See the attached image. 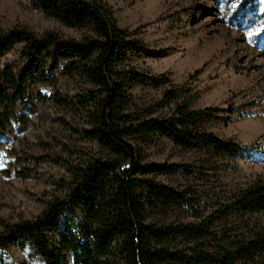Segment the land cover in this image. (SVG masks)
Instances as JSON below:
<instances>
[{
    "label": "trees",
    "instance_id": "1",
    "mask_svg": "<svg viewBox=\"0 0 264 264\" xmlns=\"http://www.w3.org/2000/svg\"><path fill=\"white\" fill-rule=\"evenodd\" d=\"M48 17L83 30L78 38L45 30L39 36L22 25L0 28V57L21 45L24 64L0 69V131L14 118L24 132L33 108L31 83L55 85L59 78L81 82L72 95L59 90L53 103L81 119V134L96 145L66 162L57 180L61 193L45 200L34 218H0V254L7 264L11 247L28 244L44 264H264V181L256 180L207 217L174 219L185 192L165 184L166 164L145 163L135 141L161 132L184 148H207L233 156L246 150L233 140L196 128L213 108L189 110L178 104L162 118H142L129 110V91L137 82L164 80L128 66L127 53L145 47L119 27L104 0H32ZM166 101L177 98L171 90ZM65 127L71 124L56 118ZM75 129V128H73ZM1 133V132H0ZM29 176L31 170H18Z\"/></svg>",
    "mask_w": 264,
    "mask_h": 264
},
{
    "label": "rangeland",
    "instance_id": "2",
    "mask_svg": "<svg viewBox=\"0 0 264 264\" xmlns=\"http://www.w3.org/2000/svg\"><path fill=\"white\" fill-rule=\"evenodd\" d=\"M104 1L116 24L132 31L145 47L140 54L127 53L128 66L164 80L158 86L135 83L129 110L142 118H162L178 104L195 111L213 108L196 128L246 148L233 156L218 155L207 148L181 147L161 132L135 141L145 163L170 166L158 179L188 197L173 218L207 217L254 181H264V0ZM17 25L37 36L45 30L76 39L83 34L46 16L32 0H0V28ZM24 62L21 45H13L0 57V69ZM80 86V81L64 78L55 85L29 84L27 98L34 111L27 129L18 132L12 118L0 131L1 219L36 217L45 200L61 193L57 180L65 176L66 162L96 149L79 131L81 119L51 99L55 90L72 95ZM169 90L176 99L165 100ZM61 116L69 127L55 121ZM24 169L31 175H18ZM254 219L264 225V212ZM8 253L15 262L44 264L28 244ZM0 264H7L1 254Z\"/></svg>",
    "mask_w": 264,
    "mask_h": 264
}]
</instances>
